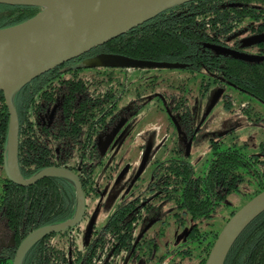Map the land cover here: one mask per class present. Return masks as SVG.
<instances>
[{"label": "trees", "instance_id": "16d2710c", "mask_svg": "<svg viewBox=\"0 0 264 264\" xmlns=\"http://www.w3.org/2000/svg\"><path fill=\"white\" fill-rule=\"evenodd\" d=\"M41 10L37 6L0 4V29L24 22ZM263 33L264 0H193L172 6L155 18L71 61L81 60L74 67H89L86 65L88 59L118 54L136 59L181 63L192 72L213 79L214 83L223 87L235 86L264 102V59L248 62L219 50L229 47L232 40L243 35ZM63 66L38 76L13 94L20 131L19 166L25 179L63 157L51 156L44 150L39 152L35 140L31 138L33 122L30 116L47 93L44 86L66 84L67 80L59 72ZM102 86L109 85L103 80ZM38 92L39 97L36 96ZM8 134L9 112L0 91V211L5 207L3 216L18 235L17 248L31 231L73 218L77 198L75 185L67 177L45 178L29 187L12 182L5 170ZM31 147H34L35 154L29 152ZM248 148L246 143L239 145L235 139L229 143L215 141L212 155L204 160L199 171L186 159L181 162L168 161L171 163L166 178L172 180L168 185L169 189L173 186V191L166 194L175 197L174 204L183 215L182 221L186 218L193 220L186 243L190 240L197 242L200 249L198 264H205L219 234V231L213 230L202 232L201 225L204 220L212 218L226 195L238 191L240 183L247 177L254 178L256 182L248 200L264 190V161L260 155L250 153ZM236 211L226 217L224 225ZM131 227L127 223L111 230L113 226L110 221V235L106 236L102 249L110 248L111 237L120 239L122 243L128 240L131 245L135 235L121 231H129ZM63 247L62 243L55 244L47 236L25 253L21 264H64L67 250ZM182 247V252L192 255L190 247ZM16 248L12 249L11 256L0 257V264H12ZM96 252H92L91 259L95 258ZM225 264H264V212L239 236Z\"/></svg>", "mask_w": 264, "mask_h": 264}, {"label": "flooded vegetation", "instance_id": "af4514ba", "mask_svg": "<svg viewBox=\"0 0 264 264\" xmlns=\"http://www.w3.org/2000/svg\"><path fill=\"white\" fill-rule=\"evenodd\" d=\"M249 36L252 35L232 40L229 47L248 53L247 48L253 47L256 49L254 55L264 57V42L242 47L243 40ZM79 61H69L62 65L59 72L67 80L66 84L44 86L47 93L30 115L33 122L31 138L35 140L39 152L44 150L51 156H63L46 168L71 170L79 177L85 194V212L81 222L75 227L48 236L55 244L62 243L66 248L67 260L64 264H133L142 258L147 262L162 263L164 256L157 255L155 258L152 255L154 251L159 252L158 239L164 229L154 226L166 221L168 224L174 221L184 224L183 215L174 204L175 197L166 194L173 191V186L169 189L168 185L172 180L166 178L171 163L168 161H189L194 141L207 117L208 113L199 124L194 119L197 86L203 87V94L211 85L218 88L226 85L223 87L214 83L213 79L203 77L199 72H192L184 66L168 69L175 70L176 76H161L160 73L150 75V71L163 68L74 67ZM134 69L143 72L131 81L129 74ZM103 80L109 86H102ZM39 95L40 92L36 93V96ZM150 112L159 113L168 120L162 133L151 136L146 131L150 123ZM140 130L142 134H136ZM215 141L229 143L222 138L213 139L210 156ZM29 152L35 154L34 147ZM165 154L170 157L149 159L150 155ZM113 155L128 157L123 162L105 163L106 157ZM139 155L143 156L141 161L136 159ZM98 171L103 173L105 181L127 178L123 185L125 194L122 201L101 227L96 225L95 213L102 205L104 193L101 185L95 181ZM168 203L173 206L165 210ZM162 208L165 210L164 215H161ZM4 210L5 207L0 211L1 259L11 256L18 240L17 233L9 227L3 216ZM86 218L90 223L83 246L80 247L76 238L82 231L80 224ZM110 221L113 226L111 230L119 225L131 224L129 231L120 228L124 233L132 232L135 235L131 245L128 240L122 243L120 239L111 237L110 248L107 246L102 249L106 236L110 235ZM192 224L184 234L185 242L181 244L180 251L182 246L187 245L186 235ZM189 243L188 247L192 250ZM95 250V258L91 259L90 255Z\"/></svg>", "mask_w": 264, "mask_h": 264}, {"label": "water", "instance_id": "95a60500", "mask_svg": "<svg viewBox=\"0 0 264 264\" xmlns=\"http://www.w3.org/2000/svg\"><path fill=\"white\" fill-rule=\"evenodd\" d=\"M193 0H0V4L37 6L42 10L19 24L0 29V91L9 112L8 152L5 170L22 187L62 176L71 179L77 194L73 218L32 231L18 246L12 264H21L25 253L39 240L77 226L85 212V194L79 177L69 169L49 167L29 179L19 167V121L13 94L38 76L78 58L155 18L164 10ZM264 42V33L249 36L242 47ZM219 50L243 61H261L263 56L229 47ZM89 67L182 68L181 63L104 54L88 59ZM264 212V190L251 198L226 222L205 264H225L235 242L249 224ZM14 241V237H12Z\"/></svg>", "mask_w": 264, "mask_h": 264}, {"label": "rangeland", "instance_id": "374dc122", "mask_svg": "<svg viewBox=\"0 0 264 264\" xmlns=\"http://www.w3.org/2000/svg\"><path fill=\"white\" fill-rule=\"evenodd\" d=\"M244 36L246 35L242 37ZM247 49L250 52L249 54H253L256 51L253 47ZM142 72L143 71L138 69L131 70L129 74L131 81L133 78L139 77ZM152 73H160L161 76H176L177 72L168 69H162L160 71L151 69L150 75ZM140 82H143V80ZM202 90V86H197L196 100L193 106L196 123L199 124L206 114H208L197 134L189 156V161L195 168L198 170L200 169L201 163L211 154L212 140L219 138H222L226 142L235 139L238 141L239 145L246 143L250 153L259 154L261 159H264V102L240 91L235 86L218 88L217 86L211 85L203 94ZM148 120H150V123L146 126V131L151 134V136L153 134L157 135L162 133L163 129L167 127L168 120L159 113L155 114L150 112ZM136 134H142V130L137 131ZM127 157L128 156L122 155L107 156L105 163H110L112 161L123 162ZM169 157L170 155L166 154L160 156L150 155L149 159H167ZM142 158L143 156L139 155L136 159L137 161H141ZM126 179L127 178L120 181H105L103 179V173L101 171L96 172V184H100V187L104 191L102 205L97 208L95 212L97 214V227H101L107 223L109 216L122 201L125 194L123 185ZM255 183L254 178L247 177L240 183L238 191L229 192L222 202L223 204L218 207L212 218L204 220L205 222L201 225L202 232L210 230L220 232L224 227L226 217H228L232 211L239 210L249 201L248 199L255 190ZM171 206H173L172 203L166 204L165 210H169ZM165 210L163 208L161 209V215H164L163 211ZM89 223L90 220L86 218L80 224L82 231L76 238V243L80 247L83 246V240ZM183 223L184 224L174 221L168 224L166 221L165 223H158L154 226L155 228L160 226L164 229L158 239L159 252L154 251L152 255L155 258L157 255H161V257L164 256V261L162 263L157 261L147 262L146 259L142 258L141 260L133 262V264H175V262L178 264H198L200 249L197 242L189 243L192 249L191 256L182 252L183 247H181L182 250L180 251L181 244L185 242L183 240L184 234L192 224V220L187 218ZM187 247L188 244L185 248Z\"/></svg>", "mask_w": 264, "mask_h": 264}]
</instances>
